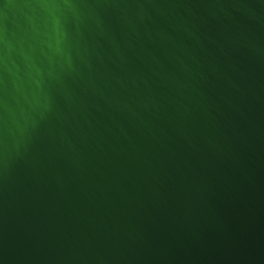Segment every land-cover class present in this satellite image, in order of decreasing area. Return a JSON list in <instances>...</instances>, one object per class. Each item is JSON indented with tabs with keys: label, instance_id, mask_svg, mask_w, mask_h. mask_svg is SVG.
<instances>
[{
	"label": "water",
	"instance_id": "95a60500",
	"mask_svg": "<svg viewBox=\"0 0 264 264\" xmlns=\"http://www.w3.org/2000/svg\"><path fill=\"white\" fill-rule=\"evenodd\" d=\"M0 264H264V0H0Z\"/></svg>",
	"mask_w": 264,
	"mask_h": 264
}]
</instances>
